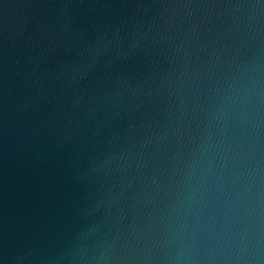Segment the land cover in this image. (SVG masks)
Returning a JSON list of instances; mask_svg holds the SVG:
<instances>
[{
	"label": "water",
	"instance_id": "obj_1",
	"mask_svg": "<svg viewBox=\"0 0 264 264\" xmlns=\"http://www.w3.org/2000/svg\"><path fill=\"white\" fill-rule=\"evenodd\" d=\"M264 0H0V264H264Z\"/></svg>",
	"mask_w": 264,
	"mask_h": 264
},
{
	"label": "clouds",
	"instance_id": "obj_2",
	"mask_svg": "<svg viewBox=\"0 0 264 264\" xmlns=\"http://www.w3.org/2000/svg\"><path fill=\"white\" fill-rule=\"evenodd\" d=\"M260 87L264 88V85ZM257 98L264 102V91H258L254 82H242L238 85L234 94L228 98V103L237 112H243L250 109Z\"/></svg>",
	"mask_w": 264,
	"mask_h": 264
}]
</instances>
